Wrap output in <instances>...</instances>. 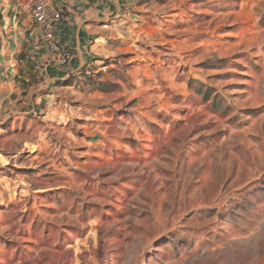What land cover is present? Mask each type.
Wrapping results in <instances>:
<instances>
[{
	"label": "rangeland",
	"instance_id": "1",
	"mask_svg": "<svg viewBox=\"0 0 264 264\" xmlns=\"http://www.w3.org/2000/svg\"><path fill=\"white\" fill-rule=\"evenodd\" d=\"M149 2L159 28L3 122L0 264H264V0Z\"/></svg>",
	"mask_w": 264,
	"mask_h": 264
},
{
	"label": "crops",
	"instance_id": "2",
	"mask_svg": "<svg viewBox=\"0 0 264 264\" xmlns=\"http://www.w3.org/2000/svg\"><path fill=\"white\" fill-rule=\"evenodd\" d=\"M24 1L0 0V131L11 117L50 112L85 69L125 53L131 34L161 24L156 15L162 8H152L150 0H55L64 17L54 35L72 52L61 64Z\"/></svg>",
	"mask_w": 264,
	"mask_h": 264
},
{
	"label": "built area",
	"instance_id": "3",
	"mask_svg": "<svg viewBox=\"0 0 264 264\" xmlns=\"http://www.w3.org/2000/svg\"><path fill=\"white\" fill-rule=\"evenodd\" d=\"M22 8L35 20L52 55L61 64H68L72 58V52L68 46L56 40L53 30L54 26L64 17L60 5L55 0H25L22 3ZM87 73H90L89 69H87Z\"/></svg>",
	"mask_w": 264,
	"mask_h": 264
}]
</instances>
